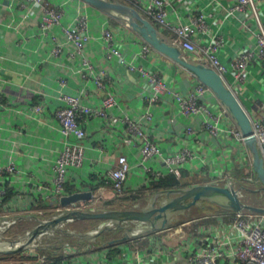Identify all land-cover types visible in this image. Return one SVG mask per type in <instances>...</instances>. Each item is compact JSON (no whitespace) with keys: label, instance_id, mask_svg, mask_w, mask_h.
I'll return each instance as SVG.
<instances>
[{"label":"crops","instance_id":"crops-1","mask_svg":"<svg viewBox=\"0 0 264 264\" xmlns=\"http://www.w3.org/2000/svg\"><path fill=\"white\" fill-rule=\"evenodd\" d=\"M234 1L187 0V5L180 6L177 12L173 10L170 16L174 21L180 16V20L185 22L193 12L205 13L209 31L200 33L199 42L206 45L213 36L220 37L224 43L220 49L221 59L230 64L237 54L256 49L252 32L247 28V25L254 26L255 19L247 14L236 17L229 15L228 9ZM140 2L146 4L149 0ZM47 4L62 5L66 13L60 26L44 33L41 29L43 10L40 6L20 4L16 0H0V97L3 101L0 104V160L4 165H15L20 171L19 174L1 178L8 187V193L6 199L0 202V215L11 213L8 204L14 197H19L15 207L17 212L24 210V207H39L47 215L55 213L57 206L52 202H43L41 196L38 207L34 205L39 198L33 183L47 186L53 183L54 165L64 149L66 138L55 119V111L63 106L60 99L62 92L83 94L84 103L96 108L101 106L105 94H114L118 101L114 113L136 121L149 108L153 111L154 118L144 125V130L151 140L168 154L189 148L197 155L185 167L188 180L184 181L193 183L191 185H223L229 182L237 189H245L243 187L250 180H257L253 155L244 143L226 133L214 137L201 128L199 119L187 118L181 113L173 93L187 94L198 82L193 75L158 51L150 57H139L145 41L125 27L122 21L82 0H47ZM259 10L263 16L264 2ZM81 12L89 17L92 39L86 46L84 55L93 65L92 73L82 70L81 57L72 58V45L66 44L63 54L53 56L55 42H65L63 27L73 26ZM244 23L246 28L242 25ZM109 25L117 33L116 45L124 56L161 75L166 82L169 92L154 105L151 106L148 101V96L153 92L148 81L139 72H130L117 60H108L106 57L102 31ZM160 32L171 37L167 31ZM101 71L107 74L104 90L97 86L94 78V73ZM226 78L251 117H264V58L250 61L244 82L235 78L231 68ZM61 79L66 81V86L61 85ZM207 101L214 112H225L214 95L208 96ZM37 105L42 107L40 112L33 111V107ZM224 123L235 125L233 119L227 116ZM191 125L197 128L193 135L187 132V127ZM86 130L87 137L82 141L86 147L85 164L81 169H69L68 195L94 191L103 195L106 201L116 199L113 189L104 186L102 181L104 175L116 167L120 155H127L133 166L128 186L133 191L146 186L147 175L140 166L139 149L134 143H128L129 135L124 126H113L101 119L92 118L87 122ZM149 165L159 171L166 170L161 161L152 160ZM147 199L122 203L118 208L140 205ZM43 219L44 216L36 213L24 214L15 226H21L20 230L27 232ZM72 223L64 229L83 231V223ZM55 234L69 239L68 243L78 251L73 257L78 264H85L87 261L88 264H137L138 260L140 264H188L186 248L194 251L201 249V245L195 240L197 233L188 231L185 226L143 237L136 244L139 248L133 239L112 243L111 241L121 236V231L106 233L92 240H82L68 233L49 232L38 238L39 243L42 241L44 246L36 251L49 254L53 260L54 256L60 254L63 258L66 257L63 252L64 244L61 243L62 240L55 238ZM156 240L163 242V251L158 254L153 253L151 247ZM0 264L39 263L38 258L28 252L0 255Z\"/></svg>","mask_w":264,"mask_h":264},{"label":"built area","instance_id":"built-area-1","mask_svg":"<svg viewBox=\"0 0 264 264\" xmlns=\"http://www.w3.org/2000/svg\"><path fill=\"white\" fill-rule=\"evenodd\" d=\"M16 2L20 4L31 3L42 8L41 29L44 33L50 32L56 26H60L62 18L66 13L62 5L49 6L47 0H16ZM125 2L140 11L158 29L170 33L172 39L182 45L189 58H193L194 60L204 59L207 63L214 66L226 80L227 73L231 68L235 78L244 82L250 61L256 58H264V15L262 16L259 10V6L264 0H235L228 9V14L231 16L236 17L239 14H247L249 17L255 19L253 27L247 25L248 30L252 32L255 51H245L237 54L230 64L223 62L221 59L220 49L224 43L220 37L213 36L211 42L206 45H202L199 42L200 33H207L209 31L205 13H199V11L193 12L185 22L180 20V16H178L177 21L171 19V12L173 10L177 12L180 6L187 5V0H149L146 4H141L140 0H124ZM242 25L246 28L245 23ZM63 31L65 42H55L53 56L58 57L63 54L66 44L72 45V58L81 57L82 70L92 73L93 65H91L84 55L86 46L92 39L88 15L81 12L74 25L67 28L63 27ZM102 38L104 39V47L108 60H117L128 71L139 72L148 81L153 91L152 95L148 96L151 106L157 103L165 93L169 92V88L161 75L150 71L144 65H138L134 60L129 61L124 56L116 45L117 33L114 28L109 25L103 29ZM144 43L142 51L139 53V57L141 58L150 57L156 51L147 42ZM94 74L97 86L101 90H104L106 87V72L101 71ZM60 82L62 86H66L65 80L61 79ZM173 95L181 113L185 117L199 119L201 121V128L208 131L212 136L218 137L220 134L226 133L237 141L244 143L247 148L245 137L236 124L224 123L226 116L230 119V115L226 111L224 113H216L211 108L207 97L213 95V93L203 83L198 81L187 94L174 92ZM83 98V94L61 93L60 99L63 101V106L55 111V119L60 124L62 135L66 138L64 149L60 152L54 165L53 183L48 186L33 183V187L36 188L39 198L38 201L34 202V205L38 207L40 196L42 201L54 203L57 209L53 216L74 210L95 211L99 205L106 202L103 195L96 194L95 192L94 197L87 201H79L67 206L61 205L60 202L61 197L67 196L69 193V169H81L84 167L86 147L82 141L87 137L86 124L92 118L101 119L113 126L119 125L125 127L126 133L129 135V138H127L128 143H134L140 152V166L147 175L144 189H147L154 180L166 177L169 174H173L181 179L183 177V169L197 158V155L189 148L168 154L164 148L145 134L144 125L150 123L154 118L153 111L149 110V108L142 115L141 119L136 121L128 116L121 117L114 113V109L118 105L114 94H105L101 106L97 108L84 103ZM1 102L3 101L0 97V104ZM41 110V105L33 107V111L40 112ZM252 121L253 135L256 138L258 149L264 161V117H252ZM187 132L193 135L197 132V128L191 125L187 127ZM74 138L78 140L73 141L72 139ZM152 160L163 162L166 170L159 171L153 168L149 165V162ZM132 170L133 166L129 157L127 155H120L116 167L110 169L104 175L102 182L104 186H109L113 189L116 198L127 197L133 193H137V191H133L128 186ZM19 173L20 171L15 165H4L0 160V202L6 199L8 193V187L4 185V180H1V178L6 175H16ZM18 201L19 197H14L11 203L8 204L11 213L0 215V243L16 239L19 236H23L21 243H25L26 238L24 235L27 232L24 235L19 234L14 238H10L11 236L8 234L10 229L15 226L18 219L24 214L36 213L39 216H44V219L53 217L48 216L39 207V209L24 207L22 208L24 210L17 212L15 207L18 205ZM209 217H214L217 223L197 228L195 240L198 245H201V249L194 251L191 248H186L188 264H264V214L242 211L215 214L204 218ZM189 230L191 231V229ZM140 239L142 238H136L132 241L136 245ZM41 246L44 245H41L37 239L32 247L18 254L29 252L38 258L39 264H55V260L49 254L36 251ZM67 247L63 248L66 257L63 258L60 264H78L73 258L78 251L71 244ZM136 247L139 248L137 245ZM151 247L153 253L158 254L163 251V242L156 240ZM88 263L89 261L85 264ZM137 264H140L139 260Z\"/></svg>","mask_w":264,"mask_h":264},{"label":"water","instance_id":"water-1","mask_svg":"<svg viewBox=\"0 0 264 264\" xmlns=\"http://www.w3.org/2000/svg\"><path fill=\"white\" fill-rule=\"evenodd\" d=\"M82 1L122 21L156 51L185 69L212 91L245 137L246 145L253 155L257 180L264 188V161L253 135L252 117L225 77L204 59H190L182 45L176 43L172 37L161 33L157 26L133 6L121 0ZM93 197L94 191L76 192L61 197L60 202L61 205L67 206L71 203L90 200ZM204 202L212 203L232 212L251 211L264 214V205L245 204L240 189H237L232 183L228 182L223 185L196 184L158 191L151 195L145 206L134 205L121 209L109 208L95 211H66L50 219H43L35 228L27 231V234L24 235L25 243H21L23 236L1 242L0 255L21 253L32 247L39 237L49 232L68 233L82 240H92L106 233L121 231V236L111 241L112 243L146 237L168 229L172 222L180 216L191 217L193 210L203 208ZM80 220L100 222L87 232L64 229L66 225Z\"/></svg>","mask_w":264,"mask_h":264},{"label":"trees","instance_id":"trees-1","mask_svg":"<svg viewBox=\"0 0 264 264\" xmlns=\"http://www.w3.org/2000/svg\"><path fill=\"white\" fill-rule=\"evenodd\" d=\"M124 2V0H121ZM126 3V2H125ZM187 175H188V171L185 170V168L183 169V177L181 179L177 178V176L173 175V174H169L166 177H162L159 178L158 180H154L150 186L147 189H140L137 191V193H133L132 195H129L127 197L124 198H116L110 201H106L103 204L98 206V209H109V208H116L119 209V204L121 205L122 203H126V202H138L144 198H148L150 197L152 194L158 192V191H162V190H167V189H176V188H181V187H186V186H190L191 182H187ZM185 179H187L186 181H184ZM45 202V201H43ZM42 202V203H43ZM121 202V203H118ZM51 203V202H50ZM55 205V204H53ZM51 207V206H49ZM197 211H199L200 214H203V218L201 217L200 220H198L196 223H193V227H191V232H195V234L197 233V228H199L200 226L203 225H210L212 223H217L216 219L214 217H209V218H204L206 216H211V215H215V214H222V213H233L232 211H228L225 209H222L220 207H218L217 205H214L212 203L209 202H204V206L202 209H197ZM54 213L51 212L48 214V216H53ZM76 223L81 222L83 223V231L87 232L89 229L94 228L100 221H92V220H80V221H75ZM75 222H73V225H78ZM85 225V226H84ZM20 229H22L21 226H14L12 229H10V231L8 232V234L11 235H19L21 234L23 231H21ZM52 255H55L52 253ZM54 260H55V264H60L61 261L63 260V255L60 254L59 256H54Z\"/></svg>","mask_w":264,"mask_h":264},{"label":"rangeland","instance_id":"rangeland-1","mask_svg":"<svg viewBox=\"0 0 264 264\" xmlns=\"http://www.w3.org/2000/svg\"><path fill=\"white\" fill-rule=\"evenodd\" d=\"M243 188H245V189H240V194H241L242 199H243L245 204L254 205V206L264 205V188H263V185L261 184V182L259 180H256V181L250 180L249 183ZM150 197H148V199ZM148 199L145 201H142L141 202L142 204H140V205L141 206L147 205ZM201 217H203V214H200L199 211H197V209H195V210H193V213H192L191 217H189V218H187L185 216H180V217L176 218L172 222V224L170 225L169 229L171 228L173 230H176V229H180V227H182V226H185L187 228V230L189 231V229H191L193 223H196L199 219H201ZM64 228H66V226ZM169 229H167V230H169ZM23 230H26V229L23 228ZM24 233H26V231L22 232L21 235H24ZM163 234H165V232ZM14 237H15V235H11L10 238H14ZM55 238L62 240L61 243L64 244L63 245L64 248H68L67 246L70 245L68 243L69 239H65L61 235L60 236L56 235ZM141 238H143V237H141ZM40 244L44 245V243L42 241H40Z\"/></svg>","mask_w":264,"mask_h":264}]
</instances>
